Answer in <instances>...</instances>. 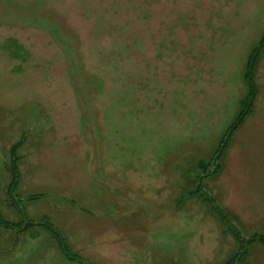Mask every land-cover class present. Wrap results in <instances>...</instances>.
<instances>
[{
    "label": "rangeland",
    "instance_id": "obj_1",
    "mask_svg": "<svg viewBox=\"0 0 264 264\" xmlns=\"http://www.w3.org/2000/svg\"><path fill=\"white\" fill-rule=\"evenodd\" d=\"M145 1L0 0V206L36 223L0 229V264H224L236 251L190 192L239 111L264 0ZM257 75L255 112L204 181L245 237L264 235V58ZM21 138L28 219L5 202ZM247 264H264L263 244Z\"/></svg>",
    "mask_w": 264,
    "mask_h": 264
},
{
    "label": "trees",
    "instance_id": "obj_2",
    "mask_svg": "<svg viewBox=\"0 0 264 264\" xmlns=\"http://www.w3.org/2000/svg\"><path fill=\"white\" fill-rule=\"evenodd\" d=\"M144 3L150 5V1L146 0ZM146 9V8H145ZM181 18L175 20L176 25L182 26ZM185 23V21H184ZM264 58V32L251 49L250 53L247 56L245 63L244 73H243V82L245 85V93L240 100V108L234 117L231 124L228 126L227 130L222 135L218 145L216 146L213 154L209 159H201L197 163V177H198V186L190 192L191 196L200 197L205 203H207L216 215L220 223L224 228V234H230L237 241V249L233 254L229 256L227 261L224 264H247V259L250 254L251 247L257 243L264 245V235L255 234L253 236L245 237L241 230L236 226L234 218L221 207L218 202L212 197L211 192L204 188V181L211 179L218 174H220L223 168V161L226 157L237 133L242 129L246 121L253 116L256 108V103L260 96V87L258 83L257 69ZM24 139L21 138L17 143H15L10 152L12 153L10 164L7 168L10 181L6 186V196L7 205L10 207L18 217L25 216L27 219L28 211L25 206L22 207V202L34 203L38 198L36 195H31L28 198L21 200L19 197L21 195L18 193L20 185L22 183V170L20 168L19 161V152L23 147ZM44 226L47 230L50 238L57 245L60 254L69 262H79L82 260L78 254H75L70 245L69 240H66L65 237L61 236L54 230V226L51 225L49 220ZM36 223L30 222L27 225H24L21 221L12 220L6 217L3 208L0 206V229H19L20 232L34 228ZM53 231V233H52ZM79 258H77V257Z\"/></svg>",
    "mask_w": 264,
    "mask_h": 264
}]
</instances>
